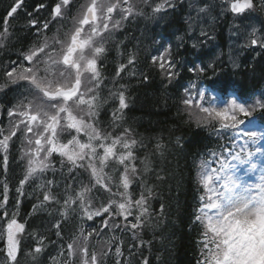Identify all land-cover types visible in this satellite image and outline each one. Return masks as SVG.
Wrapping results in <instances>:
<instances>
[{
	"label": "snow or ice",
	"instance_id": "snow-or-ice-1",
	"mask_svg": "<svg viewBox=\"0 0 264 264\" xmlns=\"http://www.w3.org/2000/svg\"><path fill=\"white\" fill-rule=\"evenodd\" d=\"M222 2L225 5L222 12H230L242 20L254 19L253 14L264 12V0ZM141 5L151 7L154 16L173 8L174 0L159 3L155 0H82L75 15L76 0L36 3L35 10L26 15L20 10L31 5L26 0H12L0 16V49L15 35L9 29L14 27L11 22L17 17L25 21L26 31V35L17 38L22 51L16 60L0 67V79L4 80L0 83V99L3 105H11L0 106V112H6L8 118L7 127H0V152L3 153L0 168L8 173L9 147L21 136L26 141L23 158L27 160L15 189L16 211H9V183L0 182V264H21L22 256L25 264H150L147 257L135 259L137 251L141 255L143 252L141 233L149 226L150 199L154 193L144 175L152 170L155 154L164 155L165 145L158 138L153 151L143 159L139 157L143 140L134 138L137 134L131 127L120 130L128 108L126 86L117 87L118 80L114 78L107 99H102L105 81L98 64L110 44L108 37L123 21L143 15L137 11ZM41 10L49 11L50 19L41 18ZM206 11V8L198 9L199 13ZM117 16L119 19H114ZM69 17L71 27L67 32L58 29L51 37L45 35L51 31L52 23L67 22ZM177 40L182 41L183 37L178 36ZM247 40L245 47L258 46L264 50V35H257L255 27ZM161 48L163 51L154 49L158 55L151 56L149 75L158 74L162 84L167 81V85L173 86L180 85L183 79L179 68L184 69V75H195V80L189 78L179 97L178 111L187 113L189 120L197 125L211 126L218 134L224 130L234 132L228 137L231 147L221 145L219 152L211 153L217 167H212L210 160L200 161L197 183L201 194L193 221L199 229L196 264H264V168L254 182L245 179L257 169L250 158L254 152H261L259 147L253 151L249 142L255 145L264 134V92L255 97L232 90L229 82L217 73L214 62L203 61L204 53L197 56L199 63L178 64L170 47L161 45ZM135 60L136 55L130 54L127 64L121 63L116 69V77L122 79ZM189 64L193 66L188 67ZM141 76L143 81L149 78L143 73ZM21 82L26 87L12 103L8 99L14 90L10 85L19 89ZM109 103L112 105L109 124L113 131H108L101 119L107 115ZM257 127L262 131L255 130ZM56 155L60 157L59 170L52 163ZM68 164L71 167L65 176L63 169ZM237 164L247 166L243 175L239 174ZM105 169H111V175ZM49 172L53 178L41 184L38 192L28 193L37 203L32 204L27 217H20L25 186L33 178ZM85 174L87 183L81 179ZM157 180L162 181L163 177L157 174ZM96 194L101 197L99 201ZM52 206L55 209L49 213V227L44 231L38 226L28 234L29 251L25 252L27 227L38 214ZM97 219L102 223L91 227ZM52 220L56 222L53 224ZM69 220L74 229L79 224L78 235L66 232ZM117 231L119 236L112 235L102 241L106 233ZM52 232L56 240L51 239ZM129 236L131 243L127 242ZM94 240L101 242L96 245Z\"/></svg>",
	"mask_w": 264,
	"mask_h": 264
},
{
	"label": "trees",
	"instance_id": "trees-1",
	"mask_svg": "<svg viewBox=\"0 0 264 264\" xmlns=\"http://www.w3.org/2000/svg\"><path fill=\"white\" fill-rule=\"evenodd\" d=\"M49 2L50 0H26V3L31 7H26L20 11L26 15L27 12L35 10L36 3L48 4ZM159 2L161 0H155V3ZM11 3L12 0H0V16L5 14V10ZM154 6L155 4L152 5V7ZM224 7L222 0H174L173 8H166L162 13L153 16L151 7L144 8L141 5L137 11H142L145 15L148 14V27L143 32L138 28L137 34L131 40L132 46L123 50L126 54L134 53L136 60L133 64L135 75L132 76L131 80L124 81L123 74L126 73L124 72L123 78L121 80L119 78L121 83L117 84V87L125 85L126 90L128 89L125 92L128 108L124 111V122H122L120 130L131 127L137 134L134 138L143 140V150L138 152L141 159L146 153L153 151L158 138H161L166 149L163 156L159 152L155 154L152 170L144 175V180L149 187L154 188V193L153 198L150 199L151 218L149 226L141 233L144 241L143 252L141 255L137 251L135 259L143 260L147 257L150 264H196L200 248L198 243L199 229L198 226H194L193 221L201 194L197 183L199 172L197 163H200L204 154L212 152L222 145L219 134L215 135L216 138H214L213 133L216 130L211 126L197 125L194 120H189L187 113L178 111V100L183 95V84L192 77L191 73L184 75V69L179 68L183 79L177 77V80H181V84L176 86L167 85V81L162 84L158 74L149 75L151 56L155 53L154 49L159 48L165 44L166 39H169L171 51L178 64H184L186 61L199 63L197 56L204 53L203 61L205 63L214 62L213 66L217 73L229 84H233L243 91L264 88V50L258 46L247 47L248 50L244 56H240L242 53L241 46L247 44L248 34L252 27L257 29V35H264V12L253 14L254 19L242 20L230 12H222ZM197 8H206L207 11L197 16ZM46 12L49 11L43 10V13ZM39 16L41 17V11ZM11 23L14 27H11L9 31L14 32L15 35L6 42L5 48L0 49V67L10 61H15L22 51L20 44L17 43V38L26 35L25 21L17 17ZM197 32L200 35L202 32L206 35L199 37ZM174 33L183 37V40H178L177 43L173 36ZM210 35H213V40H209L208 36ZM51 36L49 35V37ZM158 36L160 37L159 41H157ZM233 41H235L234 47L228 48V44ZM116 42L117 40L110 46L112 54H116L118 50L116 48L118 42ZM194 43H198L197 45L204 48L195 55L191 54L189 50V47L191 50L193 49ZM116 60V58L112 59L107 56L98 61L102 78L105 81L102 99H107L108 89L113 87L114 76L119 66ZM233 64L237 66L234 67ZM141 73L149 77L147 81L142 80ZM208 75H212L211 71ZM0 83H4V80L0 79ZM10 87H13L14 90L8 94V99L15 103L17 93L21 92L22 87L19 89L12 85ZM0 106L11 107L10 104L3 105L2 99H0ZM111 109L112 105L109 103L107 115L101 117L104 127L108 131L114 130L109 124L112 116ZM7 125L6 112H0V127H7ZM25 143L26 141L23 140L22 136L16 139L14 146L10 145L8 151V173L5 174L0 168V182L7 180L9 183L10 212L16 211L17 194L15 189L19 186V179L22 178L27 164V160L23 158ZM2 156L3 153L0 152V159ZM59 161L58 155L52 161L58 170L61 168ZM69 167H71L70 164L63 169L65 176L68 175ZM105 172L111 175V169H105ZM157 174L163 177L162 181L157 180ZM52 178V173L49 172L45 176L33 178L25 186L26 194L22 198L19 208L20 217H27L32 204L37 203L35 197L29 196L28 193H32L34 190L38 192L39 186L47 179ZM56 178L59 179V173H57ZM81 179L87 183L88 177L85 174ZM113 190L115 191V189ZM139 190V183H137L135 191L138 193ZM0 191H2V183H0ZM96 195L97 201H99L101 197L99 194ZM161 205H163V211ZM54 209L55 206H52L48 211L38 214V218L33 220L31 226L27 227V232L24 234L25 252L29 251L27 241L30 237L28 234L36 230L38 226L41 230L46 231L49 227L47 224L49 213ZM60 211L63 212L64 209L61 208ZM21 222H24L23 219ZM55 222L52 220L53 224ZM101 223L102 221L97 219L96 224L91 225V227H97ZM78 227L79 224L74 229L71 220L65 226L66 232L75 235L79 234ZM112 235L119 236L120 233L118 231L116 233L108 232L102 241H106ZM50 236L52 240H56L54 232L50 233ZM100 242L93 241L96 245H99ZM127 242L131 243L130 236L127 238ZM52 255H56V253L53 252ZM128 256L129 253L125 246L124 257L127 258ZM27 259L30 262V258ZM21 264H25V257L23 256L21 257Z\"/></svg>",
	"mask_w": 264,
	"mask_h": 264
},
{
	"label": "rangeland",
	"instance_id": "rangeland-1",
	"mask_svg": "<svg viewBox=\"0 0 264 264\" xmlns=\"http://www.w3.org/2000/svg\"><path fill=\"white\" fill-rule=\"evenodd\" d=\"M209 37V39H211V40H213V35H210V36H208ZM198 44V43H197ZM206 47V46H205ZM201 49H204V48H202V46L201 45H198L197 47H193V49L191 50V47H189V50H190V52H191V54H196L199 50H201ZM106 54L108 55V57L109 58H112V59H115V57L112 55V54H110V53H108V52H106ZM118 61V59L116 60V62ZM250 144V143H249ZM255 147H259V144H258V142H256L255 143V145H252L251 144V148L253 149V151H254V148ZM250 159H252L253 160V162H255L256 164H257V167L259 168V173H258V176L260 175V172H261V169L262 168H264V166L261 164H258V159H257V153H255L254 152V155H253V157H251Z\"/></svg>",
	"mask_w": 264,
	"mask_h": 264
},
{
	"label": "bare ground",
	"instance_id": "bare-ground-1",
	"mask_svg": "<svg viewBox=\"0 0 264 264\" xmlns=\"http://www.w3.org/2000/svg\"><path fill=\"white\" fill-rule=\"evenodd\" d=\"M258 157L264 161V150L261 149V152H258Z\"/></svg>",
	"mask_w": 264,
	"mask_h": 264
}]
</instances>
